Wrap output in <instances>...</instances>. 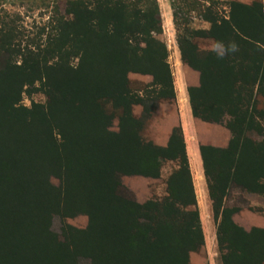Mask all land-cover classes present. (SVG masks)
I'll list each match as a JSON object with an SVG mask.
<instances>
[{"label":"trees","instance_id":"1","mask_svg":"<svg viewBox=\"0 0 264 264\" xmlns=\"http://www.w3.org/2000/svg\"><path fill=\"white\" fill-rule=\"evenodd\" d=\"M170 1L179 28L186 1ZM227 5V16L208 6L210 29L185 28L178 44L200 75L188 88L193 117L231 134L226 148L200 146L219 263L264 264V228L245 230L226 207L236 189L264 197V5ZM64 10L37 35L0 29V264H192L205 236L183 129L166 147L142 136L159 104L176 100L158 0H72ZM132 74L152 82L138 92ZM38 92L45 103L22 104ZM167 162L177 170L166 197L121 194V177L159 179ZM80 215L85 229L66 222Z\"/></svg>","mask_w":264,"mask_h":264},{"label":"rangeland","instance_id":"2","mask_svg":"<svg viewBox=\"0 0 264 264\" xmlns=\"http://www.w3.org/2000/svg\"><path fill=\"white\" fill-rule=\"evenodd\" d=\"M72 0H0V29L5 22H9L15 35L21 33L26 35H37L41 28L47 27L55 15L56 9L64 13V9ZM183 1V0H182ZM185 3L180 7L184 10L179 14L178 26L174 23L173 9L170 0H158L161 18L163 22V34L160 39L166 44L169 52V64L174 77V87L176 92L175 101H162L152 119L147 123L143 131V138L146 141L153 142L159 147H166L167 137L170 138L172 130L181 126L180 106L186 102V89L191 87L194 82L190 73H193L181 59V53L178 44V38L185 28L191 30H209L210 24L202 19L203 11L210 5L215 6V10L222 16L228 15V3L240 2L247 5L253 2H262L264 0H184ZM177 3V2H176ZM33 34V35H32ZM18 41V40H17ZM202 51H217L219 48L211 40L195 39L193 40ZM131 87L141 92L147 85L152 82L150 77L141 75L129 76ZM185 96V99L184 97ZM46 99L42 92L35 93L31 98L24 96L22 104L30 107L32 102L45 103ZM260 108L264 109V99H260ZM142 107L134 106L133 113L137 119L142 116ZM201 122V121H200ZM117 122L114 125V131H117ZM183 129L184 138L187 146H193L194 143L207 144L214 139H223L224 132L229 131L224 125L201 123L199 131L195 135L188 124ZM252 138L258 140V136L252 135ZM200 141H199V140ZM169 141V140H168ZM191 148V147H190ZM191 165L195 173V190L197 192L198 209L200 212L201 223L205 236V245L198 252L191 254L192 264H220L219 253L216 239V223L213 216L212 205L207 194L201 192L203 179L202 164L199 153L191 154ZM199 169H198V168ZM177 170L174 163L167 162L163 164L161 177L159 179L146 178L141 176H124L121 177V194L135 199L138 203L143 204L152 199H163L167 195V180L169 176ZM55 185L59 182L53 179ZM226 207L237 210L233 219L237 225L249 231L250 229L264 228V197L254 194H248L239 190H233L226 201ZM66 222L78 229H85L88 219L84 215L68 219ZM61 218L55 217L53 220L52 230L61 233ZM81 264H88L82 262Z\"/></svg>","mask_w":264,"mask_h":264},{"label":"crops","instance_id":"3","mask_svg":"<svg viewBox=\"0 0 264 264\" xmlns=\"http://www.w3.org/2000/svg\"><path fill=\"white\" fill-rule=\"evenodd\" d=\"M190 70L193 73H190L189 75L192 76V78L194 79V82L191 83L190 86L191 87H197V86H199V83H200V75L196 71H193L192 69H190ZM186 94H187L186 102L183 103L182 108L180 106V111H179V113H180V122H181L180 124H181L182 127H184V129H185L184 125L188 124L189 127L192 129L193 133L196 135L197 132L199 131L198 127L203 122H200L199 120H197V119H195L193 117L191 106H190V102H189V97H188V89H186ZM183 97L185 99V96H183ZM230 138H231L230 132L229 133L228 132H224L223 139L221 138V139H218L217 141L214 139L213 141H211V142H209L207 144H202V145H210V146H214V147H218V148H226L228 146ZM166 139L169 140V137H167ZM168 140H167V143H168ZM185 143H186L187 155H188V158H189V163H190L192 177H193V180L195 181V173H194V170H193L192 165H191L190 150L192 152L191 154H193L195 156L197 155V153H199L201 164H202V159H201V155H200V146H201V144L198 143V142L194 143L193 146H190L191 147L190 148V147L187 146L186 139H185ZM202 171H203V164H202ZM203 179H205L204 171H203ZM201 192L208 195V188H207L206 179H205V183L202 185ZM196 194H197V192H196Z\"/></svg>","mask_w":264,"mask_h":264}]
</instances>
